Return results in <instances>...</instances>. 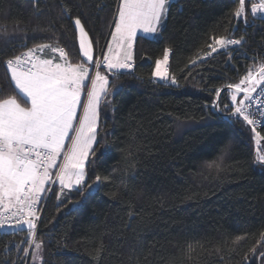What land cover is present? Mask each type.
Here are the masks:
<instances>
[{
  "label": "trees",
  "instance_id": "obj_1",
  "mask_svg": "<svg viewBox=\"0 0 264 264\" xmlns=\"http://www.w3.org/2000/svg\"><path fill=\"white\" fill-rule=\"evenodd\" d=\"M118 4L0 0V98L17 94L5 61L28 48L52 44L69 62H83L77 17L96 60ZM237 6L170 0L160 33L136 37L132 69L105 72L110 94L100 106L86 177L97 188L62 194L55 183L33 240L29 230L0 233V264H34L35 243L41 264H264V166L255 163L264 140L255 145L252 125L229 118L230 90L213 107L218 89L264 65V16L251 14L246 0V15L236 18ZM212 37L243 41L207 56ZM166 49L163 82L152 73ZM117 85L123 87L113 96ZM256 131L264 136V126Z\"/></svg>",
  "mask_w": 264,
  "mask_h": 264
},
{
  "label": "snow or ice",
  "instance_id": "obj_2",
  "mask_svg": "<svg viewBox=\"0 0 264 264\" xmlns=\"http://www.w3.org/2000/svg\"><path fill=\"white\" fill-rule=\"evenodd\" d=\"M248 2L251 3V14L264 13V0ZM169 3L170 0H120L113 21L112 42H109L102 60H94L92 42L77 17L74 25L78 29L79 52L83 62H69L63 47L48 43L28 48L5 61L17 94L0 98V214L10 212L9 219L17 217L16 224L27 225L30 233L35 235L32 230L39 219L36 205L41 193L47 190L46 184L58 183L62 194L64 190H76L83 195L85 187L91 194L94 185L86 183L85 167L93 163L89 157L95 155L94 145L98 143L100 102L110 94L108 76L102 75L100 69L103 67L113 74L132 69L133 41L138 30L146 34L157 33L167 16ZM233 15L236 18L246 15V0H238ZM242 41L243 37H212L206 45L210 51L205 55L226 49L229 45L239 46ZM195 63L193 60L192 64ZM167 64L166 49L163 61L155 62L153 77L168 82ZM262 82L264 65L259 67L256 75L248 71L239 83L227 85L231 91L232 107H224L230 111L234 109L230 119L234 117L252 125L251 130L264 140V136L256 131V121L250 118L248 111L255 99L252 93L257 92L256 85ZM171 84H176L175 77H172ZM122 87L115 86L111 95H118ZM85 89L86 100H82ZM241 93L243 99L238 100ZM261 115L264 116V112ZM66 141L69 143L66 144ZM104 154L105 151H102L101 155ZM255 163L264 166V154L258 151ZM215 167L217 171L222 170L220 164ZM53 169H57L55 178ZM100 180L101 177L96 176L94 183ZM4 225L5 220L0 219V227ZM35 247L39 249L41 244L35 243Z\"/></svg>",
  "mask_w": 264,
  "mask_h": 264
},
{
  "label": "built area",
  "instance_id": "obj_3",
  "mask_svg": "<svg viewBox=\"0 0 264 264\" xmlns=\"http://www.w3.org/2000/svg\"><path fill=\"white\" fill-rule=\"evenodd\" d=\"M104 50H105V47H104L103 51L99 53L98 59H100V60L103 59V54L105 53ZM25 51H27V50H25ZM25 51H23V52H25ZM132 67H133V61H132ZM261 89H264V82H262V84H261L260 88L257 90V92H255V94H253L255 99L252 101L251 107L248 109L249 113H251L250 118L256 121V124H255V128L256 129H260L262 126H264V116L261 115V112H264V91H262ZM257 93H259V95H257ZM258 107L260 109L259 111H257ZM53 186L54 185L50 186V190L48 191L49 195H50V193H51V191L53 189ZM46 201H47V197L44 199V201L41 204H37L36 205V208H37L36 215L39 217V219L35 221L36 225H38L39 222L41 221L43 208H44V205H45ZM12 211H15V209H12ZM25 211H27V210H25ZM10 216H11L10 212H4V213L0 214V219H4L5 220V225L4 226L17 225L16 224L17 217H11L9 219L8 217H10ZM33 232L36 234V230H34ZM34 236L35 235L32 234V237H34Z\"/></svg>",
  "mask_w": 264,
  "mask_h": 264
},
{
  "label": "rangeland",
  "instance_id": "obj_4",
  "mask_svg": "<svg viewBox=\"0 0 264 264\" xmlns=\"http://www.w3.org/2000/svg\"><path fill=\"white\" fill-rule=\"evenodd\" d=\"M119 2H120V0H119ZM259 15H262V16H264V13H257L256 14V16H259ZM164 22V21H163ZM161 26H162V23H161V25H159V27H158V31H157V33H155V34H146V33H143L141 30H138V32H137V35L138 34H143V35H146V36H149V37H155V36H157L158 35V33H160V28H161ZM113 30H114V25H113ZM77 31H78V29H77ZM109 42H111V33H110V36H109V40H108V43L106 44V47H105V50H104V52L106 53L107 52V46H108V44H109ZM134 43H135V41H134ZM132 57H133V49H132ZM132 61H133V59H132ZM165 67H167V65L165 66ZM105 72H107V73H109L106 69H104V70H102L101 71V73H102V75H106V73ZM93 74V73H92ZM257 74V73H256ZM94 75V74H93ZM158 80H160V79H158ZM90 80H89V82H88V85H89V87H90ZM87 92V90H85V93ZM239 99H243V98H238V100ZM82 100H86V94L85 95H82ZM102 100H103V98H102ZM102 100H101V102H100V105H99V110H100V106H101V103H102ZM82 111V109L81 110H79L78 111V115L80 114V112ZM98 127H99V119H98ZM67 143H69V141H66V144ZM95 146V145H94ZM90 158V157H89ZM60 161L58 160V163H59ZM57 171V169H53L52 170V172H53V178H55V172ZM85 172H86V177H87V164H86V167H85ZM57 185H58V187L60 188V185L58 184V183H56ZM49 187H48V190L46 191V194H45V196H44V198L42 199L43 201H44V199L47 197V199H48V195H49V190H50V186H52V185H55V183H53V184H47ZM97 188V184H94V186L92 187V189L90 190V191H93V190H95ZM42 201V202H43ZM41 202V203H42ZM40 203V204H41ZM26 239V238H25ZM31 239H33L32 238V235H31ZM35 241V240H34ZM42 253H41V247L39 248V249H37L36 247H35V249H34V251H33V254H32V262L34 263V264H41V261H42Z\"/></svg>",
  "mask_w": 264,
  "mask_h": 264
},
{
  "label": "water",
  "instance_id": "obj_5",
  "mask_svg": "<svg viewBox=\"0 0 264 264\" xmlns=\"http://www.w3.org/2000/svg\"><path fill=\"white\" fill-rule=\"evenodd\" d=\"M258 1H260V0H258ZM258 73V72H257ZM260 85L261 84H259V85H256V88H257V90L259 89V87H260ZM227 88H224V89H222L221 91H220V95L218 96V99H217V102H216V105L218 106V102H219V100H220V97H221V94H222V92L224 91V90H226ZM241 94H243V93H241ZM254 93H252V95H253ZM250 126V125H249ZM257 140H258V137L257 136H255V145H256V143H257ZM257 153V147L255 148V154ZM27 230H29L28 229V227H27V225H23V226H21V225H14V226H3V227H0V233H10V234H12V233H18V232H23V231H27Z\"/></svg>",
  "mask_w": 264,
  "mask_h": 264
},
{
  "label": "crops",
  "instance_id": "obj_6",
  "mask_svg": "<svg viewBox=\"0 0 264 264\" xmlns=\"http://www.w3.org/2000/svg\"><path fill=\"white\" fill-rule=\"evenodd\" d=\"M164 20H165V19H164ZM164 20H163V21H164ZM163 21H162V23H163ZM160 25H161V24H160ZM138 35H139V34H138ZM138 35H137V36H138ZM137 36H136V37H137ZM135 39H136V38H135ZM135 39H134V41H135ZM134 41H133V48H134ZM111 42H112V41H111ZM133 48H132V49H133ZM56 55L58 56V53H57ZM93 56H94V60H95V53H94V50H93ZM44 58H48V57H44ZM155 78H156V77H155ZM157 79H159V78H157ZM88 82H89V81H88ZM88 82H87V83H88ZM85 90H87V89H85ZM47 186H48V185L46 184V185H45V188H46V189H47ZM46 191H47V190H46ZM46 191H44L43 193H41V199H40V201H39L37 204H40V203H41L42 199L44 198V196H45V194H46Z\"/></svg>",
  "mask_w": 264,
  "mask_h": 264
},
{
  "label": "bare ground",
  "instance_id": "obj_7",
  "mask_svg": "<svg viewBox=\"0 0 264 264\" xmlns=\"http://www.w3.org/2000/svg\"><path fill=\"white\" fill-rule=\"evenodd\" d=\"M96 59H98V56H97V58ZM102 70H104V68H101L100 69V71H102ZM94 71H95V69H93V74H94ZM262 84V83H261ZM261 86V85H260ZM260 88V87H259ZM255 94V93H254ZM37 226L38 225H36V228L34 229V230H36L37 229ZM34 230H32V232L34 231ZM31 235H32V233H31ZM32 238H34V237H32ZM33 240V239H32Z\"/></svg>",
  "mask_w": 264,
  "mask_h": 264
},
{
  "label": "flooded vegetation",
  "instance_id": "obj_8",
  "mask_svg": "<svg viewBox=\"0 0 264 264\" xmlns=\"http://www.w3.org/2000/svg\"><path fill=\"white\" fill-rule=\"evenodd\" d=\"M260 1H258V3H259Z\"/></svg>",
  "mask_w": 264,
  "mask_h": 264
}]
</instances>
